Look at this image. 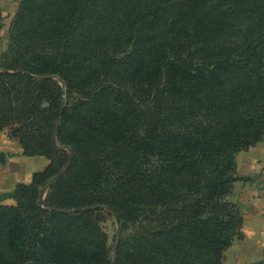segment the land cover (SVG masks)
Masks as SVG:
<instances>
[{
    "label": "trees",
    "instance_id": "obj_1",
    "mask_svg": "<svg viewBox=\"0 0 264 264\" xmlns=\"http://www.w3.org/2000/svg\"><path fill=\"white\" fill-rule=\"evenodd\" d=\"M5 129L49 164L0 196V264H224L237 155L264 140V0H21Z\"/></svg>",
    "mask_w": 264,
    "mask_h": 264
},
{
    "label": "crops",
    "instance_id": "obj_2",
    "mask_svg": "<svg viewBox=\"0 0 264 264\" xmlns=\"http://www.w3.org/2000/svg\"><path fill=\"white\" fill-rule=\"evenodd\" d=\"M21 0H0V58L9 43L10 27ZM49 160L27 157L19 142L0 132V195L19 184H31L33 174ZM238 173L245 180L235 183L229 200L237 204L244 218L240 236L225 252L224 264H264V140L237 155ZM5 204H13L7 199Z\"/></svg>",
    "mask_w": 264,
    "mask_h": 264
},
{
    "label": "rangeland",
    "instance_id": "obj_3",
    "mask_svg": "<svg viewBox=\"0 0 264 264\" xmlns=\"http://www.w3.org/2000/svg\"><path fill=\"white\" fill-rule=\"evenodd\" d=\"M8 132H9V130H8ZM103 226H104V229L107 232V234L110 238V241H111L114 234L116 233V230H117V225L115 224V221L113 219H109V220H107V222L104 223Z\"/></svg>",
    "mask_w": 264,
    "mask_h": 264
},
{
    "label": "water",
    "instance_id": "obj_4",
    "mask_svg": "<svg viewBox=\"0 0 264 264\" xmlns=\"http://www.w3.org/2000/svg\"><path fill=\"white\" fill-rule=\"evenodd\" d=\"M117 224H118V222H117Z\"/></svg>",
    "mask_w": 264,
    "mask_h": 264
}]
</instances>
